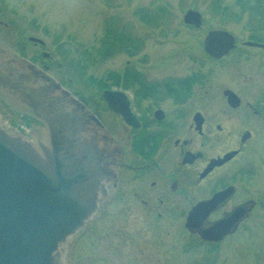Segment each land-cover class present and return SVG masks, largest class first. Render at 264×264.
Segmentation results:
<instances>
[{"label":"flooded vegetation","instance_id":"af4514ba","mask_svg":"<svg viewBox=\"0 0 264 264\" xmlns=\"http://www.w3.org/2000/svg\"><path fill=\"white\" fill-rule=\"evenodd\" d=\"M15 6L0 0V126L27 137L44 128L42 121L12 99L16 95L33 98L44 88L48 107L49 102L60 101L96 139L104 173L99 210L84 230L89 257L93 245L89 226L102 213L108 215L113 205L120 216H152L158 225H183L185 247L205 254L206 264H216L214 254L226 244L232 249L241 232L264 229V144L258 146L257 132L247 121L240 126L234 120L236 115L247 119L254 115L264 126V88L246 91L254 97L247 101L228 88L240 98L234 102L237 106L230 103L225 89L220 101L225 111L212 116L209 107L216 101L202 99L205 85L200 74L155 77L129 63L117 71L115 85L77 88L61 80L58 56L47 41L31 39L40 37L28 35L27 23ZM258 42L264 43L263 38ZM42 72L62 88H53L54 81L45 82ZM106 90L116 92L111 96L118 110L104 98ZM253 137L255 144L250 147ZM223 141L226 148L220 149ZM218 194L222 196L217 203L202 208L205 217L196 232L190 231L186 224L193 208ZM251 219L254 225L249 224ZM122 230V234L127 231ZM139 230L144 227H137V235ZM210 231L214 239L205 237Z\"/></svg>","mask_w":264,"mask_h":264},{"label":"rangeland","instance_id":"374dc122","mask_svg":"<svg viewBox=\"0 0 264 264\" xmlns=\"http://www.w3.org/2000/svg\"><path fill=\"white\" fill-rule=\"evenodd\" d=\"M5 1L9 5H16L21 12V19L28 26V35L33 34L49 43L51 52L58 56L61 63V80L77 88L80 85H97L89 83L87 78L94 76L97 79H106L110 73H117L129 63L137 64L149 76L155 77L200 74L204 81L202 85H205L202 99L216 101L209 107L211 116L221 115L225 111L220 103L225 98V89L239 92L243 100L247 101L254 97L252 93L247 95L246 91L251 89L257 92L264 88V49L248 48L242 44L252 34L264 38V30H252L256 22L248 15L239 20L233 13L226 16L220 12L216 14L212 8L216 0ZM220 2L223 6H231L234 11L239 10L236 0ZM159 6H167L169 9L168 21L160 19L157 23L147 25L135 15V11L141 7L153 10ZM189 8L202 12L204 22L201 28L185 27L183 17ZM115 17L127 33L132 32L139 37L137 40H141L143 46L134 57L127 52H121L101 60L96 50L105 35L106 22H115ZM36 23L39 25L38 29L32 27ZM211 29L230 31L236 36L239 45L219 62L206 58L201 45ZM186 41L190 43L187 45ZM59 46L67 49L68 53L59 52ZM84 51L90 53L88 58H84ZM81 59L82 63L88 65L83 82L81 75L73 72L71 66V60ZM108 81L114 83L111 79ZM234 120L241 123L240 126H245L243 123L247 121L248 127L257 132L256 138L260 142L258 146L264 144V126L259 117L252 115L251 119H247L236 115ZM255 140L253 137L250 147L254 146ZM219 144L220 149L226 148L227 143L224 144V141ZM113 206L108 215L102 213L89 226L93 242L92 256H88L87 232L82 230L72 237L67 246L66 264H206L205 254L192 247H185V236L181 230L183 225H174L171 222L158 225L160 222L155 223L152 216H149L151 219L145 216H120ZM254 223L255 219L249 221V224ZM142 226L144 230H139L137 235L135 230ZM122 229L127 230L126 233L122 234ZM232 244L235 245L232 249L226 244L224 249L214 254L212 258L218 261L216 264H264V229L260 233L241 232Z\"/></svg>","mask_w":264,"mask_h":264},{"label":"water","instance_id":"95a60500","mask_svg":"<svg viewBox=\"0 0 264 264\" xmlns=\"http://www.w3.org/2000/svg\"><path fill=\"white\" fill-rule=\"evenodd\" d=\"M183 19L197 28L203 24V14L194 8ZM245 44L264 48V43L256 41ZM235 47L236 36L225 29H212L204 38L205 52L215 59ZM41 77L49 84L54 81L53 88H61L46 72ZM114 93L106 91L104 97L118 110ZM225 95L237 106V94L228 89ZM33 96L12 99L42 121L44 128L27 137L0 126V264H66L70 240L92 220L101 201L104 170L96 139L60 101L49 102L48 107L46 89ZM221 196L193 208L186 224L190 231L196 232L204 219L202 208L217 203ZM205 237L214 239V231Z\"/></svg>","mask_w":264,"mask_h":264},{"label":"trees","instance_id":"16d2710c","mask_svg":"<svg viewBox=\"0 0 264 264\" xmlns=\"http://www.w3.org/2000/svg\"><path fill=\"white\" fill-rule=\"evenodd\" d=\"M236 4L239 7L238 11H234L231 6H223L220 0H216L213 3L212 8L216 12V14H219L218 12H220V14L223 16L229 15L228 13H233V15L239 20L242 19L245 15H248L250 19L255 20L256 22V24L252 26V30H264V0H236ZM169 14L170 11L167 6H159L157 8H154L153 10H150L146 7H141L135 11V15L139 18V20L147 25L151 23H157L160 19L168 21ZM117 17H115V22L109 20L106 22L105 35L101 40L99 48L96 50L101 60L108 59L121 52H139L141 51V48L143 46L142 41L137 40V38H139L137 35L133 34L132 32L131 34L126 32L125 27L118 22L119 20ZM185 27L192 26L185 25ZM192 28L197 29L195 27ZM250 38L258 39L255 34H252ZM189 43V41H186L187 45ZM201 45L203 46V43H201ZM65 52L68 53V50L65 49ZM203 53L206 58L211 59L204 50ZM82 54L84 55V58H88V56H90V53L88 51H84V53ZM71 66L73 72H75L77 75H81V81L83 82L88 65L82 63L81 59L75 61L71 60ZM110 79L113 80L114 83H116L117 73H110L106 79H97L94 76H89L87 78V81L89 83L92 82L97 85L105 86L110 84V82L108 81Z\"/></svg>","mask_w":264,"mask_h":264}]
</instances>
